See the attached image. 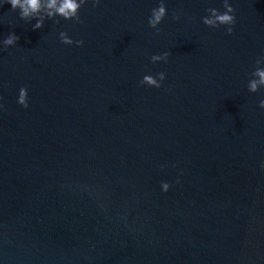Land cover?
<instances>
[{
  "label": "water",
  "instance_id": "water-1",
  "mask_svg": "<svg viewBox=\"0 0 264 264\" xmlns=\"http://www.w3.org/2000/svg\"><path fill=\"white\" fill-rule=\"evenodd\" d=\"M231 2V35L200 22L221 0H165L159 34L157 0L35 31L0 7V39L19 37L0 51V264H264V92L246 89L264 0Z\"/></svg>",
  "mask_w": 264,
  "mask_h": 264
},
{
  "label": "clouds",
  "instance_id": "clouds-1",
  "mask_svg": "<svg viewBox=\"0 0 264 264\" xmlns=\"http://www.w3.org/2000/svg\"><path fill=\"white\" fill-rule=\"evenodd\" d=\"M100 3L101 0H0V7L8 4L12 11L18 12L20 20L25 22L34 20L35 23L31 27L35 31L41 29L48 20L53 21V23H59L60 20L81 23L80 9L87 4L95 8ZM204 11L205 14L200 18V22L204 26L211 29L223 27L226 34H232L235 25V13L231 0H221V8L219 9L216 7H207ZM167 15L168 10L165 0H157L156 5L150 9L147 17V26L154 30L156 34H159V25ZM179 18V13L172 14L173 20H178ZM18 39V36L10 32L6 37L0 39V51L15 46ZM58 40L66 46L74 45L81 47L84 44L83 40H74L66 31H59ZM168 58L169 52L165 51L159 54H152L149 57V62L152 64L167 63ZM248 75L249 78L246 82L247 91L249 93L264 92V51L255 57L253 68ZM165 78L166 74L164 72H157L155 75L144 74L138 83L141 86L159 89ZM16 103L24 109L28 108V90L26 87L21 86L17 90ZM256 106L259 109H264V94L259 96L256 101ZM2 110L3 103H0V111ZM260 167L264 168V161H261ZM170 187L169 182H160L161 192L167 193Z\"/></svg>",
  "mask_w": 264,
  "mask_h": 264
}]
</instances>
